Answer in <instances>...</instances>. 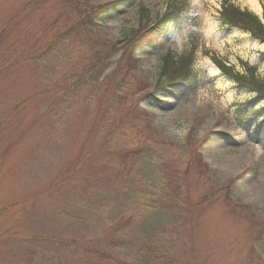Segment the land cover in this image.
Wrapping results in <instances>:
<instances>
[{"label": "rangeland", "instance_id": "rangeland-1", "mask_svg": "<svg viewBox=\"0 0 264 264\" xmlns=\"http://www.w3.org/2000/svg\"><path fill=\"white\" fill-rule=\"evenodd\" d=\"M172 1L0 0V264H133L144 236L173 264H264V101L208 56L261 80L264 45L220 24L225 0L144 38ZM192 50V89L158 91L160 57Z\"/></svg>", "mask_w": 264, "mask_h": 264}, {"label": "trees", "instance_id": "trees-1", "mask_svg": "<svg viewBox=\"0 0 264 264\" xmlns=\"http://www.w3.org/2000/svg\"><path fill=\"white\" fill-rule=\"evenodd\" d=\"M263 8V6H262ZM264 10V8H263ZM141 19L145 16V10L141 7L138 8ZM170 19L169 13H164L158 17L155 22L143 31L145 37H150L156 33L163 32ZM219 22L224 27H232L239 29L244 33H249L250 37L257 42H264V24L249 10H240L237 6L228 3L222 4V8L219 14ZM264 20V12H263ZM145 28V27H144ZM125 41V40H124ZM60 42L55 43L59 45ZM121 45V42H118ZM106 60V57H98L88 63V68L83 70L80 75H70L67 79H71L75 84L70 91L64 92V99L70 101L75 91L82 89V86L87 82H91L93 79H97L100 71L103 70L105 65L102 64V60ZM193 60L192 53H189L187 57L174 58L171 54L165 55L161 59L160 73L158 81L162 82L158 87H171L175 83H181L187 87L190 86L192 77L191 62ZM213 64L218 67L221 75L228 81L233 83V86L238 94H252L253 101H264V79L259 80L255 74V67L242 64V72H235L231 67H227L221 61L211 57ZM99 69L94 75L96 69ZM93 72L90 74V70ZM84 83H83V81ZM190 88V87H189ZM153 95V94H152ZM252 101V102H253ZM242 110V109H241ZM255 116H261L264 120V103L259 111L253 113ZM250 126V121L245 124ZM142 246H139L133 257V264H173V261L169 259L165 251L158 249L161 247L159 241H153L150 236H144L141 242Z\"/></svg>", "mask_w": 264, "mask_h": 264}, {"label": "bare ground", "instance_id": "bare-ground-1", "mask_svg": "<svg viewBox=\"0 0 264 264\" xmlns=\"http://www.w3.org/2000/svg\"><path fill=\"white\" fill-rule=\"evenodd\" d=\"M245 1L248 2L249 6L251 7V10H256V11L260 10L259 5H258V3H257L256 0H245ZM232 32H234L235 34H237L238 31H234V30H233ZM252 42L255 43V44H258V45H259V44L264 45V42H257V41H255V40H252ZM216 72H218V71H216ZM216 72L210 70V71H209V74L215 76V75H216ZM256 147H257V146H256ZM257 149H258V150H257V155H261V154H263V151H262V149H260V147H259V148L257 147Z\"/></svg>", "mask_w": 264, "mask_h": 264}]
</instances>
